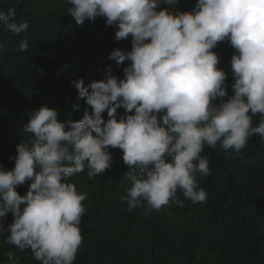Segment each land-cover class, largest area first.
Here are the masks:
<instances>
[{"label": "clouds", "instance_id": "9594fccd", "mask_svg": "<svg viewBox=\"0 0 264 264\" xmlns=\"http://www.w3.org/2000/svg\"><path fill=\"white\" fill-rule=\"evenodd\" d=\"M178 0H67L78 25L97 17L115 26V40L131 38V50H113L109 59L129 63L119 78L105 71L85 85L72 81L85 108L81 120H58V111L42 105L28 114L25 139L16 145L11 170L0 168V231L5 243L21 252L30 249L40 264H74L82 243L81 217L87 193L70 178L84 172L92 179L112 167L111 149L122 151L130 183L121 200L145 214L176 204L178 190L192 203L207 194L197 175L210 173L201 154L205 145L220 144L239 153L249 137L264 141V0H197L180 11ZM167 7H161V5ZM0 26L26 34V20L16 10L0 11ZM227 41L231 57V94L227 73L213 51ZM23 38L18 51L28 50ZM7 49L0 43V51ZM124 110V115L118 109ZM73 109L78 111L79 105ZM107 113V119L103 113ZM261 117L253 126L252 117ZM29 184L25 195L16 190ZM13 222L4 226L7 215ZM7 264H20L9 251Z\"/></svg>", "mask_w": 264, "mask_h": 264}, {"label": "trees", "instance_id": "16d2710c", "mask_svg": "<svg viewBox=\"0 0 264 264\" xmlns=\"http://www.w3.org/2000/svg\"><path fill=\"white\" fill-rule=\"evenodd\" d=\"M58 8L46 16L36 14L31 0H0V11L16 10V21L26 20V34H13L0 26V168L11 170L15 155L8 141L3 142L2 116H14L26 123L28 114L42 105L58 111L61 122L78 121L85 108L72 81L82 78L85 85L101 80L110 67L123 78V68L109 59L115 49L131 50V38L115 40V26L97 17L82 25L67 14V0H57ZM197 0H178L180 11H191ZM161 7H167L161 5ZM28 39L29 48L18 51L21 39ZM213 51L228 75L226 84L231 94L233 83L231 57L235 49L227 41ZM78 104L79 110L73 109ZM123 116L124 110L118 109ZM106 120L107 113L102 114ZM261 117L253 116V126ZM4 131L6 129H3ZM112 167L92 178L93 189L84 185L87 169L70 178L78 192L87 193L86 209L79 225L83 237L74 264H264V141L258 135L249 137L239 153H226L218 143L207 145L202 156L209 162L210 173L197 175L200 188L207 194L203 203H192L178 190L177 198L184 207L169 204L162 207L179 216L194 215V227L182 226L164 219L151 218L144 207L131 211L121 197L130 183L122 179L127 171L122 151L111 149ZM29 184L18 186L25 195ZM13 222L8 214L4 226ZM8 233L0 231V264H7L6 253L12 251L20 264H40L30 249L21 252L5 243Z\"/></svg>", "mask_w": 264, "mask_h": 264}, {"label": "rangeland", "instance_id": "374dc122", "mask_svg": "<svg viewBox=\"0 0 264 264\" xmlns=\"http://www.w3.org/2000/svg\"><path fill=\"white\" fill-rule=\"evenodd\" d=\"M31 5L35 10L36 14L40 16H46L51 11L58 8L57 0H31ZM25 123L17 120L14 116L3 115L1 127L3 132H6V137L3 142L8 141L10 152L16 155V145L25 139L22 134V128ZM3 129H6L5 131ZM84 185L88 189H93L94 183L92 179H84ZM146 215L151 218L164 219L165 221L174 222L182 226L194 227L195 216H179L170 212L166 208H161L159 211H150Z\"/></svg>", "mask_w": 264, "mask_h": 264}]
</instances>
